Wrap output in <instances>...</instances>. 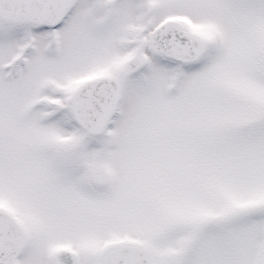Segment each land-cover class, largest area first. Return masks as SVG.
I'll return each instance as SVG.
<instances>
[{"label": "snow or ice", "instance_id": "snow-or-ice-1", "mask_svg": "<svg viewBox=\"0 0 264 264\" xmlns=\"http://www.w3.org/2000/svg\"><path fill=\"white\" fill-rule=\"evenodd\" d=\"M0 264H264V0H0Z\"/></svg>", "mask_w": 264, "mask_h": 264}]
</instances>
